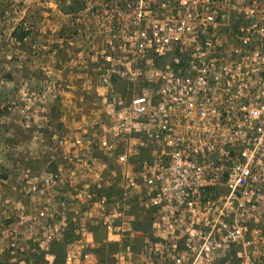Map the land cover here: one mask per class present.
<instances>
[{"label": "built area", "instance_id": "1", "mask_svg": "<svg viewBox=\"0 0 264 264\" xmlns=\"http://www.w3.org/2000/svg\"><path fill=\"white\" fill-rule=\"evenodd\" d=\"M97 6L112 73L142 94L110 89L109 129L60 140L27 182L23 232L0 226L11 262L27 237L55 264L51 246L72 236L64 264H264V0ZM100 232L119 246L109 261Z\"/></svg>", "mask_w": 264, "mask_h": 264}, {"label": "rangeland", "instance_id": "2", "mask_svg": "<svg viewBox=\"0 0 264 264\" xmlns=\"http://www.w3.org/2000/svg\"><path fill=\"white\" fill-rule=\"evenodd\" d=\"M99 1L0 0L3 228L23 232L18 216L29 203L24 189L28 181L54 168L60 140L90 138L109 129L110 89L128 100L142 94L143 84L112 73L113 64L106 58L115 51L111 35L99 26ZM72 4L81 9L68 14ZM24 29L32 34L20 43L13 32ZM24 239L29 249L11 262L10 240L0 233V260L47 264L39 248ZM103 240L98 233L96 243ZM111 255L106 253L104 261Z\"/></svg>", "mask_w": 264, "mask_h": 264}, {"label": "trees", "instance_id": "3", "mask_svg": "<svg viewBox=\"0 0 264 264\" xmlns=\"http://www.w3.org/2000/svg\"><path fill=\"white\" fill-rule=\"evenodd\" d=\"M81 7H77L76 5H71L69 7V10L67 11L68 14L74 13L77 10H80ZM30 30H19V31H14L13 32V37L20 43L24 42L30 35H31ZM153 221V216L152 213H148L146 216L142 218V220H139L135 224V230L136 231H143V232H149L151 229V223ZM69 241V239L67 240ZM67 241L64 243L60 244H53L50 248V253L55 256V264H64V259H65V252H66V245ZM101 246L97 250V254L100 256L101 260L104 261V257L106 253L108 254H113L118 251L119 246L118 245H107V244H102L100 242ZM45 257V253H42L41 259L43 260ZM0 264H11L7 260H0ZM41 264V263H38Z\"/></svg>", "mask_w": 264, "mask_h": 264}]
</instances>
